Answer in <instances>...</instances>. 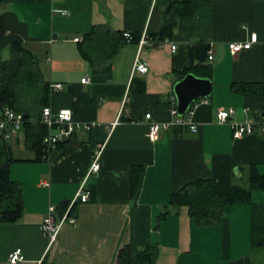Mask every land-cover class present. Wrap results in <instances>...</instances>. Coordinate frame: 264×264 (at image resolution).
Instances as JSON below:
<instances>
[{
  "label": "crops",
  "instance_id": "obj_1",
  "mask_svg": "<svg viewBox=\"0 0 264 264\" xmlns=\"http://www.w3.org/2000/svg\"><path fill=\"white\" fill-rule=\"evenodd\" d=\"M172 4L183 14L172 36L159 41ZM252 35L249 49L230 54L229 43H248ZM15 43L33 53L51 86L46 107L54 114L70 110L74 122L92 130L73 134L41 162H33L20 130L5 140L16 159L27 161L10 166V178L21 184L23 214L14 224L0 223V264H10L15 249L24 256L17 264H38L47 247L40 225L48 208L60 216L82 183L88 199L74 204L75 225L60 227L47 254L51 264H116L125 245L132 264L147 246L157 251L155 264H264L263 191L252 189L250 204L226 206L207 225L186 206L169 207L171 195L195 180L226 194L233 186L250 188L251 166L264 176V135L234 139L216 119L218 110L232 108L238 123L264 122V96L231 91L232 84H264V0H6L0 60L10 58ZM189 51L194 64L212 68L210 97L197 100L190 116L197 131L161 129L151 142L145 115L158 124L170 120L177 72ZM136 59L146 73H133ZM98 151L100 170L88 174Z\"/></svg>",
  "mask_w": 264,
  "mask_h": 264
},
{
  "label": "trees",
  "instance_id": "obj_2",
  "mask_svg": "<svg viewBox=\"0 0 264 264\" xmlns=\"http://www.w3.org/2000/svg\"><path fill=\"white\" fill-rule=\"evenodd\" d=\"M5 1L0 0V5ZM173 5L175 4H172L169 9L167 24L157 35L159 41H164L172 36L176 17L183 14L180 9H173ZM91 35L85 36V38H89ZM10 49V58L0 60V117L5 109L22 114L23 124L19 132L23 135L25 148L34 153L33 162H41L47 155V149L43 146L42 140L48 129L41 123L40 114L48 104L52 92L51 86L44 81L37 60L25 45L15 43L10 46ZM177 74L180 79L188 74H193L198 78L210 80L212 68L209 64H194L191 51H189L185 68ZM231 91L247 96H264V84H232ZM69 139L58 144L56 152ZM55 150L50 153V156ZM62 154L64 151L55 156L53 160ZM25 161L27 160L16 159L8 143L0 136V223L14 224L22 217L21 184L10 178V166L16 162ZM138 181V176L132 174V186H135ZM247 181L249 189L233 186L228 193L221 194L210 181L195 180L171 195L169 207L178 210L180 207L186 206L191 216L195 217L200 224L207 225L219 218L226 206L250 204L252 189L264 192V176L260 175L254 166L249 167L247 171ZM168 213L169 210L164 211L159 218H164ZM156 255V249L147 246L138 252L136 264H155ZM116 264H132L129 259L128 245L118 251Z\"/></svg>",
  "mask_w": 264,
  "mask_h": 264
},
{
  "label": "built area",
  "instance_id": "obj_3",
  "mask_svg": "<svg viewBox=\"0 0 264 264\" xmlns=\"http://www.w3.org/2000/svg\"><path fill=\"white\" fill-rule=\"evenodd\" d=\"M123 38L126 42H131L133 37L128 32L123 33ZM256 40V36L252 35L251 40L248 43H229L228 49L231 55H235L242 50L250 48L252 42ZM145 44V38H141L138 42V48ZM176 46L171 45V50L174 51ZM207 60H212V52L209 51ZM147 71L145 64L139 62L136 59V63L133 67V73L144 74ZM88 79H83L82 84H87ZM53 87V86H52ZM52 89L61 90L60 85L54 86ZM201 101L206 102L202 99ZM125 100L123 101L122 108L124 107ZM197 101H195L188 109L184 116H179L176 109V102H172V108L170 110V120L164 124H158L151 120V115L146 114L145 120L147 121V137L151 142H154L158 138V133L161 129L167 130L175 126H188L191 132H196L197 127L192 124L190 116L193 114ZM234 116V110L232 108L220 109L216 114L218 124H226L229 126L232 137L234 139H240L244 136L250 135H264V122L260 123H238L232 118ZM40 121L48 129L47 134L42 140L43 146L47 149V155L42 160L50 158V153L56 149V146L62 142L68 140L73 134L77 132H90L92 130L91 124H79L72 120L70 110H60L54 114L50 107H44L40 114ZM23 124L22 114L15 113L11 110L5 109L0 117V136L4 140H9L12 134L18 132ZM100 152H96L92 158L91 165L88 174H97L100 170ZM88 199V191H86L85 185L82 183L73 200L68 204L67 208L59 216L54 207L48 208L47 217L40 225V233L47 241V247L44 256L38 262V264H51L50 259L47 257L48 252L56 244V238L60 227L64 223L75 225L76 219L71 215L72 208L78 201L81 203L86 202ZM24 260L21 249H15L8 257L7 261L10 264H17Z\"/></svg>",
  "mask_w": 264,
  "mask_h": 264
},
{
  "label": "water",
  "instance_id": "obj_4",
  "mask_svg": "<svg viewBox=\"0 0 264 264\" xmlns=\"http://www.w3.org/2000/svg\"><path fill=\"white\" fill-rule=\"evenodd\" d=\"M173 93L176 98L178 115L184 116L195 101L210 97L211 82L208 79L188 74L175 84Z\"/></svg>",
  "mask_w": 264,
  "mask_h": 264
},
{
  "label": "rangeland",
  "instance_id": "obj_5",
  "mask_svg": "<svg viewBox=\"0 0 264 264\" xmlns=\"http://www.w3.org/2000/svg\"><path fill=\"white\" fill-rule=\"evenodd\" d=\"M10 144H11V143H10ZM11 145L13 146V148H16V147H17V145H16L15 143H12ZM23 151H24V149H23V143H22V144L19 146L18 150L15 151V156H18V154H17L18 152H21V153H22ZM18 157H19V156H18Z\"/></svg>",
  "mask_w": 264,
  "mask_h": 264
}]
</instances>
